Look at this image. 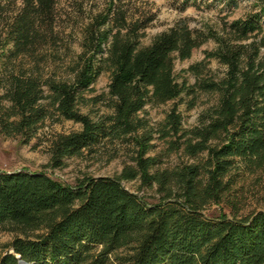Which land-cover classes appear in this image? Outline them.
I'll return each mask as SVG.
<instances>
[{
	"label": "trees",
	"instance_id": "obj_1",
	"mask_svg": "<svg viewBox=\"0 0 264 264\" xmlns=\"http://www.w3.org/2000/svg\"><path fill=\"white\" fill-rule=\"evenodd\" d=\"M151 21L121 0H0V134L28 144L45 120L72 121L78 130L48 140L46 167L117 142L131 147L135 164L120 178H139L158 195L148 202L113 177L69 185L44 171H0V229L16 233L0 264H264V208L235 210L245 175L264 193V0L223 22L225 38L207 58L224 73L192 66L194 85L176 81L173 62L206 36L178 22L141 46ZM76 40L81 51L67 76L48 71ZM105 71L109 112L91 118L80 112L82 94ZM195 91L215 96L197 125L182 129L172 109L161 130L174 138L169 150L193 162L160 169L144 157L151 134L140 113ZM212 205L230 215L205 214Z\"/></svg>",
	"mask_w": 264,
	"mask_h": 264
},
{
	"label": "rangeland",
	"instance_id": "obj_2",
	"mask_svg": "<svg viewBox=\"0 0 264 264\" xmlns=\"http://www.w3.org/2000/svg\"><path fill=\"white\" fill-rule=\"evenodd\" d=\"M129 13L135 17L146 16L152 21L145 29L141 46H147L154 37L171 28L178 22L186 23L190 28L199 30L206 36V41L194 49L186 60L175 59L173 62L174 76L178 83L194 85L196 76L190 71V67L197 66L203 71L202 75L219 78L224 73L222 67L215 59L207 58V53L214 51L220 44L221 38H225L222 25L234 19L242 18L253 9L255 0H234L231 5L220 0H121ZM72 43L68 53L61 49L57 56L48 64V71H54L57 75L67 76L68 66L75 61L81 51L78 44ZM109 72H103L82 96L84 102L79 106L80 112L88 114L91 118L108 113L109 110L103 104L108 95L107 85ZM215 102V96L195 91L191 95L182 94L173 101L159 105H147L140 113L148 126L151 134L149 150L144 157L154 158L160 169H173L193 160L185 157L181 150L171 152L168 142L174 138H162L161 130L163 121L172 109L181 117V127L184 130L191 129L198 123L199 116ZM79 124L68 120H45L39 128L36 137L28 144H22L18 137H7L0 134V171H16L26 169L30 172L44 171L53 179L72 185L85 177H113L120 179L121 185L138 197L145 198L148 202H154L158 198L155 187H141L140 179L123 180L120 178L125 167H134L131 161V147L122 146L117 142H106L94 149L93 152L83 151L81 155L65 159L64 166L60 169H50L48 140L54 134H67L79 129ZM256 176L245 175L238 185L243 191L235 210L238 215H246L252 211L264 208V193L257 184ZM222 210L226 214L229 209L223 206L212 205L204 212L208 215H216ZM230 215V214H229ZM16 235L9 229H0V257L8 250L6 246Z\"/></svg>",
	"mask_w": 264,
	"mask_h": 264
},
{
	"label": "water",
	"instance_id": "obj_3",
	"mask_svg": "<svg viewBox=\"0 0 264 264\" xmlns=\"http://www.w3.org/2000/svg\"><path fill=\"white\" fill-rule=\"evenodd\" d=\"M9 253H12V251H9ZM17 258H19V257L17 256ZM18 264H28V263H26V262H24V261H21V260H19Z\"/></svg>",
	"mask_w": 264,
	"mask_h": 264
}]
</instances>
